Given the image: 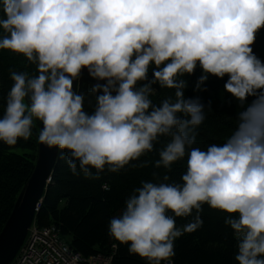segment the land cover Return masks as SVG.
Masks as SVG:
<instances>
[{"label": "clouds", "instance_id": "9594fccd", "mask_svg": "<svg viewBox=\"0 0 264 264\" xmlns=\"http://www.w3.org/2000/svg\"><path fill=\"white\" fill-rule=\"evenodd\" d=\"M261 27L264 0H0V50L22 54L36 68L31 76L11 72L0 142L27 141L39 120L38 142L66 151L74 175L96 179L170 136L155 166L168 169L187 154L182 183L144 181L134 189L110 220L113 248L128 244L147 264L170 262L174 241L203 225L199 212L207 204L230 214L225 223L237 240V264H264V62L251 47ZM198 64L196 90H205L209 74L227 75L224 89L241 105L256 97L239 111L225 143L206 150L192 147L205 105L185 97L181 78ZM84 68L106 80L91 89L90 113L85 94L73 91ZM154 84L174 93L154 104ZM194 209L177 227L175 218Z\"/></svg>", "mask_w": 264, "mask_h": 264}, {"label": "trees", "instance_id": "16d2710c", "mask_svg": "<svg viewBox=\"0 0 264 264\" xmlns=\"http://www.w3.org/2000/svg\"><path fill=\"white\" fill-rule=\"evenodd\" d=\"M2 35L4 32L0 28V36ZM251 47L253 53L264 62V27L257 32ZM12 71L26 72L31 76L35 74L36 68L22 54L0 50V118L3 116L7 93L13 83ZM202 74L198 64L192 74H185L181 78L187 82L185 97H199L205 105V120L195 130L196 142L192 147L206 150L212 143H225L237 125L239 111L251 104L256 97L248 96L244 105H241L224 89L227 75L218 78L209 74L202 85L205 90H196L195 85ZM147 78H153L152 67L149 68ZM97 83L105 84L106 80H97L89 75L86 68L82 69L77 93L85 94L84 110L89 113L96 104L91 89ZM152 87L155 91L149 98L154 104H159L174 93L173 89L160 88L158 84ZM99 94L102 92L97 93ZM39 124V120H33L32 136L27 141L20 139L15 146L0 142V231L19 192L33 171L37 157ZM170 139V136L158 137L153 142L152 151L131 161L121 171L111 173L105 170L96 179L85 178L83 174L74 175L67 164V152L61 155L59 150L50 181L35 214L36 226H55L68 246L83 257L103 254L111 256L112 264H147L146 259L129 253L128 244H121L118 249L113 248V244L118 242L109 236L108 228L110 220L122 212L125 200L133 194L134 189L142 186V182L182 183L181 176L186 171L187 154L168 169L162 165L155 166V161L160 159L159 152ZM16 149L23 150L24 153H14L13 150ZM92 171L95 174V170ZM165 175L169 177L167 181L164 180ZM105 183L109 186L107 191L101 187ZM196 214L194 209L191 216L175 218L176 226L182 227ZM199 215L203 219V225L195 232L185 233L174 241L175 256L170 258V263L237 264V240L230 225L225 223L230 214L204 204Z\"/></svg>", "mask_w": 264, "mask_h": 264}, {"label": "water", "instance_id": "95a60500", "mask_svg": "<svg viewBox=\"0 0 264 264\" xmlns=\"http://www.w3.org/2000/svg\"><path fill=\"white\" fill-rule=\"evenodd\" d=\"M79 77L73 80L74 92L78 91ZM40 128H43L41 121L38 135ZM58 151V149H49L38 142L33 171L19 192L10 215L0 231V264L11 263L22 246L27 231L34 221L36 206L41 202L47 181L50 180Z\"/></svg>", "mask_w": 264, "mask_h": 264}, {"label": "built area", "instance_id": "2783aa9c", "mask_svg": "<svg viewBox=\"0 0 264 264\" xmlns=\"http://www.w3.org/2000/svg\"><path fill=\"white\" fill-rule=\"evenodd\" d=\"M49 182V180L47 181ZM40 202L36 206L38 211ZM9 264H112L111 256L83 257L61 238L55 226L38 227L33 222L18 253ZM165 264H171L166 262Z\"/></svg>", "mask_w": 264, "mask_h": 264}, {"label": "rangeland", "instance_id": "374dc122", "mask_svg": "<svg viewBox=\"0 0 264 264\" xmlns=\"http://www.w3.org/2000/svg\"><path fill=\"white\" fill-rule=\"evenodd\" d=\"M14 153H17V154H23V150H19V149H16V150H13Z\"/></svg>", "mask_w": 264, "mask_h": 264}]
</instances>
